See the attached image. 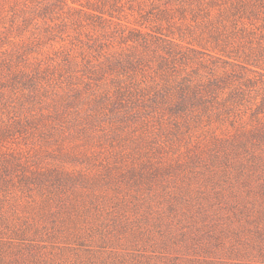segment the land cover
I'll use <instances>...</instances> for the list:
<instances>
[{
  "label": "rangeland",
  "instance_id": "1",
  "mask_svg": "<svg viewBox=\"0 0 264 264\" xmlns=\"http://www.w3.org/2000/svg\"><path fill=\"white\" fill-rule=\"evenodd\" d=\"M52 2L0 0V83L40 76L37 90L0 91V264H264L263 71L194 105L100 102L118 78L149 95L161 81L154 45L122 36L186 45L222 30L257 55L264 0H122L102 23L72 0L39 17ZM141 52L126 75H92Z\"/></svg>",
  "mask_w": 264,
  "mask_h": 264
},
{
  "label": "trees",
  "instance_id": "2",
  "mask_svg": "<svg viewBox=\"0 0 264 264\" xmlns=\"http://www.w3.org/2000/svg\"><path fill=\"white\" fill-rule=\"evenodd\" d=\"M121 1L122 0H72V3L80 6L78 9L79 12H85V14L99 19L102 23L105 20H114L116 18L115 13L124 10V5ZM65 5H68V0H54V2L46 4L41 8L39 17L47 19V15L50 11L62 9ZM167 8L168 7L164 8L163 11L167 12ZM181 18H186L185 12H181ZM118 19L121 18L118 17ZM141 34L142 33L135 35L138 37ZM143 35L140 41V38H135L131 35L122 36V39L125 43L138 40V42H140L139 44L143 45L145 49L154 45L156 48L155 51H159L157 52L158 64L155 70L160 76L161 81L155 83L156 85H154L152 89L153 94L149 95V92L144 93L143 89L133 88V85L128 84L123 86V78H118L119 81L114 90L115 101H111V97H109L111 96L109 95L110 90L106 93L103 91V93L100 94L101 104L110 101L116 102L122 107H126L128 102L135 103L136 101L135 104L138 109L151 108L157 110L163 106L175 104L177 101H189L193 103L192 101L195 98L205 100L209 95L217 96L216 93L218 89H220V85L222 83H230L232 77H241L244 72L248 71L260 70L264 72V50H261L257 55L253 52L244 55L239 54L238 51L242 48V45H232L230 39L222 30H217V33L215 32L210 35V38L207 40L202 38L197 42L187 41L186 45L184 44L185 37H183V35H180V38H176L170 34L156 32L155 36L157 37L155 40L153 38L148 39L146 35ZM242 38L243 36H241L240 39ZM249 42L251 43L252 41ZM230 45H232L233 48H229ZM250 50H253V48H250ZM143 56H145L143 52L139 53L137 56L112 54L110 56L111 58L108 56L106 61L103 62L100 69L96 68L91 71L92 75L101 71L103 72H101V76L103 77L106 71L110 73L116 72V75H126L130 70H136L140 65L145 63V58ZM192 58H195L194 61H196L197 67L189 66L192 68L189 71V67L183 65H189ZM145 65L149 66V63ZM201 69H204L207 74L201 73ZM11 73L9 80L10 84L5 85L0 83V91L4 86H9L13 88V90L19 88L25 90L29 87H33L35 90L38 89L40 76L37 71L29 73L25 71V69L16 68ZM183 73H186V75ZM130 78L132 77L130 76ZM76 94V96L80 95L79 92ZM139 95L142 97H138ZM63 100H66V98H63ZM140 100L142 104H139ZM19 120L17 122H19Z\"/></svg>",
  "mask_w": 264,
  "mask_h": 264
}]
</instances>
